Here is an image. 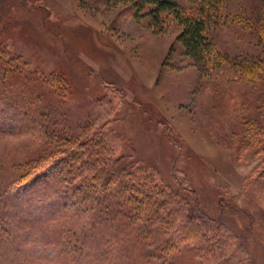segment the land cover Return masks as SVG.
Masks as SVG:
<instances>
[{"label": "rangeland", "instance_id": "obj_1", "mask_svg": "<svg viewBox=\"0 0 264 264\" xmlns=\"http://www.w3.org/2000/svg\"><path fill=\"white\" fill-rule=\"evenodd\" d=\"M174 1L211 15L220 63L187 54L174 12L154 18L147 0H0V47L12 55L0 69V264H158L165 240L176 241L169 225L128 221L116 195L106 210H86L77 194L56 198L49 178L16 194L14 165L38 154L51 129H111L121 163L234 237L206 256L188 241L172 264H264V152L245 128L264 126V80L242 70L252 61L264 73V0ZM25 192L44 208H25Z\"/></svg>", "mask_w": 264, "mask_h": 264}, {"label": "trees", "instance_id": "obj_2", "mask_svg": "<svg viewBox=\"0 0 264 264\" xmlns=\"http://www.w3.org/2000/svg\"><path fill=\"white\" fill-rule=\"evenodd\" d=\"M134 1L137 6H141L142 0ZM147 2L151 4L154 18H157L162 11L174 12L181 25L178 38L182 41L187 54L206 63L221 62V55L214 53L210 47L211 39L208 35L207 22L211 15L203 17L183 12L174 0H147ZM0 55L2 70L12 63V55L7 56L1 47ZM242 66L244 74L250 81L257 83V79L264 80V73L257 72L260 66L258 62H242ZM52 82L62 89L58 78H52ZM245 128L247 137L252 141L253 152H264L261 144L264 142V126L256 118L246 122ZM101 132L91 130L80 136H71L65 131L45 130L43 149L32 158L16 163L13 167L18 173L17 180L22 181L18 182L15 193L19 195L18 189L26 190L38 180L44 182L49 178V181L52 179L59 183V186L55 185L51 192L56 198L66 204L68 202L65 201L66 198L71 197L73 201V197L77 194L78 202H84L83 208L86 210L95 208L99 204H102L106 210L113 202L112 196L116 195L127 208L125 214L128 221L136 222L139 226L145 225L147 229L161 228L163 225L172 228L170 233L171 236H176V241L165 240L163 244L166 247L163 246V250H159L156 257L158 264H172L169 254L188 241L192 242L193 249L200 256L209 255L213 247L223 248L232 245L234 237L229 231L224 230L216 221L209 222L198 214L189 213L183 198L167 192L162 185L154 184L152 176L143 167L131 169L129 168L132 166L131 163L125 165L121 163L116 153L120 139L117 133L111 129ZM259 176L264 177V165ZM104 193L110 196L101 198ZM25 194V208L31 207L35 211L44 208L46 202L38 201L33 204L32 197L27 192ZM7 209L4 208V211L10 213L11 210Z\"/></svg>", "mask_w": 264, "mask_h": 264}]
</instances>
